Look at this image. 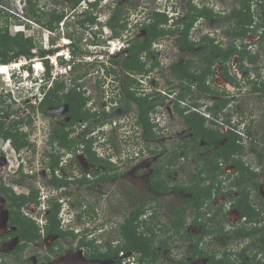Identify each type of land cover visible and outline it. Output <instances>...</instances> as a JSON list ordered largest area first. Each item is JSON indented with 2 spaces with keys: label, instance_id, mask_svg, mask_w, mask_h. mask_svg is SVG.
I'll use <instances>...</instances> for the list:
<instances>
[{
  "label": "flooded vegetation",
  "instance_id": "1",
  "mask_svg": "<svg viewBox=\"0 0 264 264\" xmlns=\"http://www.w3.org/2000/svg\"><path fill=\"white\" fill-rule=\"evenodd\" d=\"M69 1L71 0H54V3L62 4L64 7L59 11L56 9L57 5L54 4V8L49 11L54 12V15L62 14V17L58 21H53L52 29L43 26L54 34L55 40L61 38L60 34L69 39L67 45L58 43L62 48L55 45L53 47L57 49L55 52L63 49L64 45L70 51L72 38L65 34L72 33L69 31L72 25L88 34L89 39L86 40H89V43L96 47L101 46V42L104 40L110 42L109 39L112 37L122 38L123 34L120 33V30L124 29L127 22L132 21V24L129 25V30L125 29L126 32H129L127 38L124 36L126 45L112 54L113 56L108 57L109 66L103 58L100 60V56L104 52L103 49L80 48V52L74 56V64L65 76V85L58 93L60 98L75 97L76 101H61L54 104L57 96L54 95L57 76L53 77L51 84L40 86L36 94L27 99L28 102L33 100L31 104L34 105L32 110L34 116L40 112L44 117H47L45 125L38 127L34 125L36 126L33 128L35 129V135L32 137L34 139L25 129L31 120L29 112L27 115L29 117L26 119L29 120L23 124L24 117L19 115L21 112L18 109L17 114L11 111L10 115L4 114L2 117L1 113L4 110L0 111V118L5 121L6 126L10 125L15 132L23 131L27 134L26 145L20 147H16L12 143L11 137L6 139L0 137V146L1 142L8 140L15 151V154L6 151V144L2 146V150L0 149V245H6L4 247H7V250H3V252H7V255H12L13 259L18 261V263H4L0 256V264H264V159L259 161L257 157L259 150L264 153V143L260 137V135H264V132L256 133L255 131L253 133L252 121L245 120L246 116H242V113L238 115L240 118H236L234 121L230 118L233 115L229 113L225 114L226 117L223 120H219V115L230 105L232 87L238 89L242 84L250 85L256 95L264 97V89H261L262 84H264V36H262L264 29L257 26L262 21L260 16L261 18L263 16L264 0H249V13H252L253 18L249 25L250 30L244 37L236 38L227 34V30L225 31L226 40L213 37L215 39L214 45L218 43L224 48L233 43L243 53L242 56L233 54L225 62L228 77L224 76L223 61L218 59L216 52L211 51V49L210 51L207 50L209 48L208 41L202 40V36L199 40H194L190 37L189 30L187 39L194 43L193 46L183 47L179 44L180 32L176 28L184 26L181 21L188 11L186 6L188 1L198 6L194 2L195 0H184V4H181V0L179 2L178 0H165L166 3L170 1L175 14H170L169 16L172 18L170 17L166 22L159 24V27L164 30V34L155 37L149 35L146 26L153 22L152 14L155 11L166 13L164 9L166 4L165 6L163 4V8L160 9L151 8L149 3L145 2L143 5L131 7L133 11H126L122 14L123 8L120 0H101L100 3L88 2L86 7L82 9H79L80 2L71 5V2L68 3ZM240 1L235 0L233 2L226 18H230L233 9L240 7ZM103 3L105 14H107L106 17H103L104 19L100 17V11H103ZM253 4H257L259 7V11L256 13H254ZM118 5L121 6L119 12H117ZM130 14H134V16L130 18ZM89 16H92L93 19H89ZM169 20L171 23L167 24ZM195 22L196 20L192 27ZM121 24L124 26L121 27ZM255 27H258L257 30ZM72 35L74 36L73 33ZM105 35H107L106 38ZM165 38L172 41V47L166 48V45L162 47ZM197 43L200 46L194 48ZM133 44L136 51L137 47L141 49L136 56L143 67H132L128 70L121 67V62L112 65L110 60L114 57L123 54V59L128 58L129 55H126L123 50ZM254 44L258 45L256 50L253 48ZM161 50L165 54L162 58L159 55ZM125 51L127 52L126 49ZM177 51H179V56L176 58ZM190 51L198 58L202 57L195 66L194 59L186 57ZM207 54L212 55L215 60L210 66L212 75H208L205 81V86L209 87L210 90L200 89L199 81L195 80L194 76L188 79L177 76L176 65H187L194 73L200 72L208 64L205 59ZM86 57H92V59L89 60ZM95 57L98 60H94ZM131 60L134 62L135 58ZM80 64L87 67H83L79 72ZM168 69L170 70L168 71ZM89 79L91 80L90 83ZM127 79H129L130 91L134 96L146 97L156 101L153 109L158 117L163 115V112L156 110L157 106L160 109L162 107L167 109L171 113V118L177 115L184 121V126L186 125L184 130L188 134L186 133L187 135L183 136L175 145L183 143L184 140H191L188 142V147L191 144L193 150L200 153L197 154V158L202 162V165H198L197 172L205 168L201 171L206 175V167H211L213 162L203 165L205 154L217 153L219 147L225 144L226 138L216 140L207 147V142L201 136H194L197 139L195 144L191 139L193 131L189 128L185 115H193L191 119L194 120L197 128L204 126L210 130L218 129L222 134L229 133L231 130L238 132L240 135L238 140L244 146L240 152L236 151L235 154L231 155L242 156L244 162L240 166L241 169H236L235 165L227 163L223 158L219 159L218 168L213 169L219 178L220 176L229 177L232 175L234 181L231 184L234 189H226L221 178L220 185L217 184L219 180L205 181L204 184L208 186L207 192L209 189L210 191L208 198L197 210L199 215L197 216L194 207H188L183 215V225L178 231H175L170 223L172 206L167 212L169 225L164 228L165 231L168 233L172 229V234H175L174 236L177 238L174 241H180L179 245L182 246L183 244L185 247L179 250L182 253L177 260L176 257H171L172 259L169 258L163 262L161 257L158 258V249L154 245V239L155 252L147 256L144 263H140V254L135 249L120 250L118 254H113L117 247L124 244V239L121 236L122 224L126 217H132L138 206L142 204V209H144L139 215V219H141L139 222L141 221V223H146L143 218H146L145 212L148 209H151L148 211L151 219L159 216L155 206L144 208V199L137 203L136 185H130L128 191L120 193V195L130 194L129 206L126 214L119 221L118 227L115 228V221H112L114 220L112 211H108L107 214L105 212L107 206H103L106 196L105 182L118 176L123 165L137 156V152L133 157H129V155L125 158L118 147H113L112 152L106 154L97 153L92 146L90 150L87 148V134L92 128L87 122L91 116H97L99 121L103 120L102 114L104 111L109 112V107L115 109L126 103V105H136V117H138V102L134 98H130L129 101L125 99L126 92L123 89V84ZM105 80L116 85L112 88L117 94L112 92L111 96L107 94L108 97H105L104 93L108 91L105 88L107 85ZM218 82L222 83L223 86L218 88ZM90 86L99 89L102 99L97 101L94 99ZM191 92L193 96L186 98V95L191 94ZM48 96L51 99V104L45 105L43 103L47 101L46 97ZM222 98L227 99V101L222 109L216 113V102L219 101L218 99L221 101ZM79 99L83 102L81 107H79ZM80 108L81 111L90 114V116L85 120L81 118L73 120L69 112L72 109L74 112L78 111ZM158 117L156 116L155 120L151 118L153 120L151 122L158 123ZM241 123L244 124L242 129H240ZM247 127L250 129L245 132ZM41 131L45 134L40 139L42 145L38 143V136ZM21 139L22 137H19L17 141ZM145 139L147 141L151 138ZM141 150L142 153L155 151L148 141L145 143V148ZM161 150L166 151L164 148ZM30 154L33 155V160L28 158L25 162L23 156H30ZM224 155L227 156L228 153L226 152ZM246 155L254 156L255 162L246 161L244 158ZM152 172L153 169L146 175L150 187L152 186L150 179ZM74 186L81 189L85 187L93 195L76 194ZM239 189H241V195H245L249 202L248 207L245 206L246 211H243L239 207V202L236 201L239 198ZM94 190H96L95 193ZM112 190L114 189L109 186L107 193L112 194ZM115 191L119 192V190H114V193H116ZM180 192L186 193L183 190L178 192L170 190L161 195H155L154 198L164 197L169 193L177 195ZM63 203L79 207L80 211L75 214L76 218L79 217V220L83 218L86 221L79 223L71 217L63 221L59 212ZM55 204L59 205L56 214L52 210ZM117 211L119 212V209ZM107 222L110 224L109 229H106ZM160 222H156V225L160 226ZM161 229L162 227H160ZM146 235L151 236L148 232ZM104 238L107 239L103 241ZM162 240L166 244H163ZM168 240V236L158 240L162 247L161 250L163 249L162 251L167 255L172 254L171 252L174 250L169 247ZM11 241L14 243L12 244ZM177 246L178 244L175 245V248ZM100 254H108V256H100Z\"/></svg>",
  "mask_w": 264,
  "mask_h": 264
},
{
  "label": "rangeland",
  "instance_id": "2",
  "mask_svg": "<svg viewBox=\"0 0 264 264\" xmlns=\"http://www.w3.org/2000/svg\"><path fill=\"white\" fill-rule=\"evenodd\" d=\"M36 6L39 8V11L42 12V15H31L26 12L25 9V0H0V7L4 6L7 11L10 13L14 11L16 14H11L8 18V30L10 34H14L17 31H22L24 36H31L36 45L35 48L32 49L34 53H37L40 48H50L54 47L55 45H58V43H63L65 42L66 37H63V34H60L61 38L60 39H54L52 32H50L47 28L43 27L40 23L45 22L48 18L49 15L45 12H50V9L54 8V0H34ZM108 1V0H107ZM165 0H120L119 2L122 4V14L123 12H128V11H133L131 7H134L135 5H140L149 3V7H157L162 9L163 4L166 7L165 12L168 15L169 19L171 16L170 14H175L174 13V8L171 6L170 1L166 3ZM173 1V0H171ZM177 1V0H176ZM235 0H195L194 2L198 4V6L202 5H207L212 9V14L217 16L216 18H211V19H206L204 17L198 18L194 24L193 27L190 29V37L194 40H199L200 37L204 33H208L210 37H215L217 39L222 38L223 40H226V34L225 31L230 28V26L233 24L232 18H226V15L229 14V10L232 7V4ZM69 1L68 3H70ZM179 2V0H178ZM63 3V2H62ZM88 1L87 0H82L80 1L79 9L85 8L87 5ZM169 3V4H168ZM184 0H181V4H184ZM114 4V3H112ZM168 4V5H167ZM2 5V6H1ZM56 9L61 11L62 7H64L62 4H56ZM65 5V4H64ZM103 11L98 13L102 19L103 17H106L107 14H105V6L104 3L102 4ZM254 9V13L259 11V7L257 4L252 5ZM13 13V12H12ZM26 13L28 17L26 16ZM30 15V16H29ZM24 16L26 18H24ZM134 14H130V18H132ZM214 16V17H215ZM4 18L5 17H0V25L4 24ZM79 18V17H78ZM172 18V17H171ZM35 19H39V22H37ZM71 19V18H70ZM76 19V18H75ZM171 21L169 20L167 24H170ZM132 24V21L127 22L126 26L124 29L120 30V33L123 34L122 38H115L112 37L110 38V42L103 41L101 42V46H92V44L89 43V36L88 34H85L80 28L78 27H73L70 26V30L74 34V36L79 37L80 41L77 43L78 46L83 49V48H90L91 50H96V49H103L104 52H102V55L100 58H103L108 64V57H110L112 52L116 53L120 49H122L125 45L126 42L124 41L129 35V32H126L125 29L129 30V25ZM168 26V25H166ZM65 29V28H64ZM63 30V29H62ZM109 30V29H108ZM126 36V38H124ZM107 35H105V38ZM4 38L3 34H0V40ZM128 41V40H127ZM248 41V40H246ZM104 44V45H103ZM166 45V48L172 47V41L170 39H164L163 44ZM59 46V45H58ZM200 46L199 43L194 45V48H198ZM257 44L253 45V48L256 50L257 49ZM61 47V46H59ZM62 48V47H61ZM60 48V49H61ZM176 50L178 48L175 46ZM67 48L63 47L60 51L63 52V54H66ZM70 53V51H69ZM113 53V54H114ZM72 55V54H71ZM162 58L164 57L163 50L160 51L159 54ZM186 55V54H185ZM179 56V51L176 53V58ZM74 57V56H73ZM79 57V56H78ZM186 57H192L194 66L196 65L197 61L201 60L202 57H197L194 53L191 51L188 52ZM70 58V56H69ZM81 59V57H79ZM122 58V57H121ZM48 59V64L50 66V72L51 68L52 71H63L64 66L61 67L60 64L57 62V67L51 64V60ZM65 59V58H64ZM86 59H92V57H86ZM43 61L41 57H32L31 59L21 57L17 61L13 62V64L8 65V72L6 74H0V109H9L11 111H14L15 114L17 109L21 112L19 115H23L24 120L30 116L31 120L30 123L27 124L25 129L27 132L31 134V138L35 135V128L36 126H42L47 123V117H44L40 112L37 113V116L33 115V108L29 106L31 103H33V100L30 102L27 101V99L31 98L33 96L34 88L32 87V84L30 83L29 80L23 79V75L21 74L22 70L27 69L29 72H33V68L31 66L32 63L38 62V61ZM68 61V59H66ZM264 62V58H263ZM43 63V62H42ZM81 63V62H79ZM68 64V63H67ZM77 64V62H76ZM83 64V63H82ZM46 67L43 63V68ZM83 67H87L86 65H81L78 67V71ZM2 68V67H0ZM29 68V69H28ZM36 68L39 69L38 65H36ZM69 66L67 65V71H68ZM91 70V69H89ZM170 69H168L169 71ZM9 74L10 76H7ZM54 74V73H53ZM58 75V74H57ZM38 76H41V72H38ZM9 77V78H8ZM89 79V83H90ZM107 81V85L105 88L108 89L107 93L105 94V97L111 96L112 92L113 94H117L115 90H113L114 86H116L114 83ZM240 82V81H239ZM92 84V82H91ZM241 85V84H240ZM223 86L222 83L218 82L217 87ZM243 86V87H241ZM238 89H234V87L231 88L230 92V105L227 106L224 109V112L220 114L219 120H223L226 116L225 114L229 113L233 115L232 120L236 118H240L238 115L246 116L245 120H250L252 121V132L256 133L258 132H264V97L261 96L259 97L254 93L250 87V85L246 86L245 84H242ZM32 87V90L31 88ZM113 87V88H112ZM117 88V87H116ZM111 89V91H110ZM90 90L93 92L94 99L100 100L102 99V95L100 96V92L98 88H93V86H90ZM117 91V90H116ZM108 94V96H106ZM189 96H193L192 92L191 94L186 95V98H190ZM116 105V104H112ZM118 108V107H117ZM117 108H111L109 107V112L105 119L103 120H98L97 116H91L88 119L87 123H90V127L93 128L92 132L87 134L89 141L93 142L92 143V148L96 149L97 153H110L112 152L111 149L113 147L117 146L119 150L124 154V157L126 158L127 156L133 157V155L136 154L137 156H134L131 161H128L123 167L121 168L120 174L116 176L115 178L107 180L105 182V187H106V192H105V199L103 201V206H107V210L105 211L106 213L108 211H112V217L115 221L114 224H116L114 227L117 228L119 221L122 220L123 215L126 214L128 210V202L130 198V194L127 195H120L121 192H126L128 191V186L136 185V201L137 203L141 201L142 199L145 200L144 208H152L156 207V210L159 212V216L156 218L151 219L148 215V211L151 209H148L145 214L146 218L145 219L146 224L139 222V227L138 231H145V228L148 226H151L153 231L155 232L156 236L154 237V245H156V248L158 249L157 255L158 258H162L163 262L171 257H176L175 259L177 260L179 257H181V253L179 250L182 248H185L182 244V246L179 245L180 241H174L176 236L175 234H172L173 230L171 229L168 233L165 231L164 228H166L169 223L167 222V212L170 210L171 206L174 205L176 201H178L179 198L183 197L186 195V193L180 192L177 193V195L174 194H168L164 197H157L154 198L156 195V192L153 191L150 187V183L148 180H146V175L149 173L151 169H153L156 165H161L164 164V167L167 166V170H163V174L161 177H164L165 180L167 181L166 184L168 185H174V184H179V185H187L191 181V179L195 176L196 172L198 171V165H202L201 160H198V156L200 153H198L196 150H192L190 154H188V158H180L178 162L175 165L169 166L166 163L167 156L164 155L166 152L171 151L174 149V145L185 135L188 133L184 130L186 129V125L184 126V121L179 118L180 116L171 118L170 112L167 111L164 107L160 109L158 106L156 110L163 112V115H160L158 117V114H155V111L151 113V117L157 116L159 120V124L155 122V127L153 130L154 131V137L151 139H148V143L152 145V148L155 149L154 152H144L142 153V148H145V143L147 142L145 138H143L142 134V129L140 128L139 125H136L137 122V107L136 105H131L128 104L126 105L123 104V106L119 107L118 110ZM160 109V110H159ZM238 111V113H237ZM28 112L30 113L29 116ZM119 113V114H117ZM159 113V114H161ZM36 114V113H35ZM132 115V116H131ZM34 116V120L32 117ZM231 120V121H232ZM114 122L116 123L115 125ZM36 125V126H34ZM88 125V126H89ZM135 132H134V128ZM244 127V124L241 123L240 129ZM134 132V133H133ZM38 133V132H37ZM187 133V134H186ZM45 134L43 131H41L40 135L38 136V143L42 145V142L40 139L43 138ZM93 135V136H92ZM34 139V138H32ZM104 141V142H102ZM7 141L1 142L0 149L2 150V146L5 145ZM115 144V145H114ZM191 146V144H189ZM10 146H6V151L10 152L9 150ZM164 148L166 151L163 152L161 150ZM14 157V156H13ZM25 162H27L28 158L33 160V155L30 154V156H23ZM246 161H249L250 163L255 162V157L252 155H246L244 156ZM17 162V161H16ZM37 162V161H36ZM222 179V183L224 184L223 186L226 187V189H231L233 188L232 182L234 179L232 178V175L228 176H220ZM23 180V178H22ZM115 182L113 185L111 183ZM111 186L112 189L114 190H119L115 191L112 190L111 193H107V188ZM73 188L75 189L76 194H83V195H88L91 196L93 195L91 192H89L85 187L84 188ZM96 187V185H94ZM234 189V188H233ZM96 190L93 192L95 193ZM120 207V208H119ZM119 209V212L117 211ZM79 207H73L68 203H63L60 208V217H62V220L65 221L66 218L75 219L76 222L83 223L84 220L83 218L79 220L80 218H76V213L79 212ZM73 213V214H72ZM109 213V212H108ZM107 213V214H108ZM104 218V216H103ZM102 219V218H101ZM141 220V219H139ZM95 221V219H93ZM163 223H161V222ZM97 222V220H96ZM156 222H160V226L156 225ZM90 223V222H89ZM81 226H84L80 224ZM110 224L107 222L106 229H109ZM160 227L162 229L160 230ZM147 233V232H146ZM106 236V235H105ZM169 237L168 243L169 247L173 248L174 250L171 252L172 254H164V252L161 250V246L159 245V241L163 239L164 237ZM100 237V236H98ZM107 238L102 239L105 241ZM13 244L14 241H11ZM178 244V246L175 248V245ZM205 245V244H204ZM4 246L6 245H0V256L2 257L1 259L3 260L4 263H18V261H15L13 259V256L7 255V252H3V250H7V247L5 248ZM181 247V248H180ZM166 249V248H164ZM10 250V248H9ZM175 252V253H174ZM26 254V252L24 251ZM170 253V252H169ZM180 253V254H178ZM172 259V258H171ZM171 261V260H168ZM1 262V261H0ZM110 263V262H108ZM146 263V262H145ZM175 263H177L175 261Z\"/></svg>",
  "mask_w": 264,
  "mask_h": 264
},
{
  "label": "trees",
  "instance_id": "3",
  "mask_svg": "<svg viewBox=\"0 0 264 264\" xmlns=\"http://www.w3.org/2000/svg\"><path fill=\"white\" fill-rule=\"evenodd\" d=\"M81 0H71V5H76L80 2ZM249 0H241L240 1V7L238 9H233V11L231 12V16L232 17V21H233V27L230 30L227 29L226 33L229 35H232L234 37H244L247 34V31L250 30L249 29V25L252 23V13H249V4H248ZM25 9L26 12L35 16V15H42L43 13L39 11V8L36 6L35 1L34 0H25ZM2 6V5H1ZM187 12H186V16L184 18H182V21L184 26L181 28H176L177 30H179L180 35H179V44L182 45L183 47H191L193 46V42L189 41L187 39V34L188 31L191 29L192 24L194 23L195 20H197L198 18L204 17L206 19H211L214 18V15L212 14V9L210 7H208L207 5H202V6H197L192 4L190 1H188L187 3ZM121 10V6L118 5L117 7V12H119ZM13 12V13H12ZM12 12H8L7 9L2 6L0 7V17H5L4 18V24L0 25V34H3L4 38L2 40H0V64H4V65H9L11 64V62H15L17 61L19 58L21 57H27V58H32L35 56H40L41 58H44V56L48 55V54H52L54 53L57 49L50 47L47 49H43L40 48L39 51L37 53H34L32 51V49L35 48V41L31 36H24L22 31H17L14 34H10L8 27H7V21L9 16H11V14H16L14 11ZM26 13V16L28 17ZM47 13V15H49L47 18V20L45 22H41L40 24L42 26H45L47 28L52 29L53 28V21L56 20L58 21L61 17V15H54V12H45ZM263 16L260 19L262 21H260V23L257 24V26H261L264 29V10H263ZM30 16V15H29ZM228 17V16H226ZM24 18H26L24 16ZM89 19H93L92 16L88 17ZM152 18H153V22L149 25L146 26L149 35L155 37L161 34H164V30H162L159 27V24L166 22V20L169 18L168 15L166 13H159V12H154L152 14ZM216 18V17H215ZM28 19L30 20V18L28 17ZM37 22H39V19H35ZM118 20V19H117ZM177 22V21H176ZM117 24V23H116ZM115 27V25H112ZM124 26L123 24H121V27ZM258 27H255V29L257 30ZM49 30V29H48ZM67 37H71L72 38V42L70 43V53L75 56L80 52V47L78 46V42H79V38H76L75 36L72 35V33H66L65 34ZM262 36H264V32L262 33ZM202 40H206L208 41V45L209 48L207 50L211 51L213 50L214 52H216V54L218 55V59H220L221 61H223L224 63V76L228 77L227 74V68L225 66V62L227 60H229V58L233 55V54H238L240 56H242V51L240 49H237V46L233 43H230L227 47L222 48L218 43L214 45V38L210 37L207 33H204L202 35ZM135 45H129L127 48H124V52L126 53V55H129L128 58L123 59L121 58L122 55H120L119 57H114L113 59H111V63L112 65L114 64H119L121 62V67L124 69H132V67H136V68H141L143 67L142 63L140 62V60L138 59V57L136 56L137 53H139V51L141 50L140 47H137V51L135 50ZM125 49L127 50V52L125 51ZM208 51V52H209ZM113 56V55H112ZM132 58H135V61L132 62ZM206 61L208 62L207 66L205 68H202L200 72L198 73H194L193 71H191L187 65H176L175 66V70L177 71V76L179 78H190L192 76H194L195 80L199 81V86L200 89L203 90H210L209 87L205 86V81H206V77L208 75H212V69H210L211 64H213L215 62V60L213 59L212 55H206L205 57ZM44 64L46 66V75L47 78L50 79L51 78V72H50V66L48 64V59H45ZM112 70H114L113 67H111ZM66 75H59L57 76L58 78L55 80V89H54V95L56 96V101L55 103H60L61 101H76L75 97H62L60 98L59 96V91L60 89H62L65 85V77ZM123 89L126 92V96L125 99L129 101L130 98H134L135 101L138 102V109H139V114L137 117V122L136 124L139 125L142 129V133L144 138H152L154 137V126L155 124L151 121H153L150 115V112L153 111L154 109V105L156 104V101L154 100H149L148 98H139L133 95L132 91H130V82L129 79H127L124 84H123ZM261 89H264V84H262ZM1 96V95H0ZM46 100L43 104L48 105L51 104V99L48 97H46ZM219 101L216 102V106H215V111L216 113H218L223 105H225L227 99L222 98L221 101L220 99H218ZM80 102V106H82L83 102L80 101V99L78 100ZM47 102V103H46ZM162 103V102H161ZM33 108V104L30 105ZM4 110L3 113H1V117L4 116V114L10 115L11 114V110L7 109H0ZM70 115L72 116L73 120H76L78 118H81L83 120L87 119L90 114L85 113L84 111L80 110L75 111L72 109L71 112H69ZM108 112L104 111L103 112V119H105V117L107 116ZM194 114V113H193ZM196 115V114H195ZM193 117V115H185V118L188 121V126L189 128L193 131V137L191 138L192 141L196 144L197 143V139L194 138V136H201L206 142H207V147H209L211 145V143H213L214 141H218L221 138H226L225 140V144L220 146L218 149V152L212 155H206L204 157V164L206 165V163L209 162H213L212 166H208L206 167V175L203 174L201 170L205 169L202 168L200 169L199 172L196 173L195 177L192 178L190 181V183L188 185H168L166 184V180L164 177H161L163 170H167L166 168H168L167 166L164 167V164L161 165H156L153 168V172L151 174V181H152V190L156 192V195H161L162 193H165L167 191L170 190H174L176 192H178L179 190H183L184 192L188 193V195H186L185 197H181L177 202L174 203V205H172V209L170 211L171 213V217L172 219H170V223H171V227L174 228V230L178 231V229L183 225V215L186 211V209L188 207H194L197 210H199L200 206L203 204V202L205 201L206 198H208L209 196V191L207 192V188L208 186H206L204 183L207 180H219L217 182V184L220 185L221 183V179L219 178V176H217V174L214 173L213 169L218 168V162L220 158L225 159V161L227 163H232L233 165H235L236 169H241V165L244 162L242 160V156H231L233 154L236 153V151L240 152L242 150V148H244V146L242 145V143L240 142V140H238L240 138V135L238 134V132L236 131H232L226 134H222L221 132L218 131V129L214 130V129H207L204 126H201L199 128L195 127V122L193 119H191ZM202 119V118H200ZM29 120V119H28ZM28 120H24L23 124H26L28 122ZM10 124V123H9ZM200 125V124H199ZM249 127L245 128V132L249 131ZM134 133V132H133ZM26 133H24L23 131H20V133L15 132L10 125L6 126L5 121L2 120V118H0V137L3 138H7V137H11L12 138V143H14V145L16 147H20L23 145H26L27 143V137H26ZM19 137H22L21 140L17 141ZM263 143H264V135H260ZM191 140H184L183 143H179L177 145L174 146V149L171 151H168L165 155L167 156L166 159V163L169 166L175 165L178 160L180 158H188V154H190V152L193 150V146H189L188 147V142H190ZM69 145V144H68ZM115 145V144H114ZM92 146V142L91 141H87V148L90 150ZM117 147V146H115ZM153 152V151H152ZM228 153V155H224L225 153ZM257 157L258 160H262L264 159V153L260 152V150L257 153ZM202 157V156H201ZM220 171V170H219ZM221 172V171H220ZM242 172V171H240ZM242 179V178H241ZM240 179V181H241ZM239 181V182H240ZM241 189H239V198L236 200L237 202H239V207L243 210L246 211V207H248L249 202L247 200V198L245 197V195H241ZM18 205V204H16ZM246 206V207H245ZM59 208V205L55 206L53 205L52 210L55 211V214L57 213ZM144 211V209H142V204L140 206L137 207L136 211L134 212V214L132 215V217H126L124 223L122 224V228H121V236L124 239V244L117 247L114 250L113 254H118V252L120 250H126V249H135L136 252H138L139 255V261L140 263H144V260L147 256L153 254L155 252V246H153V239L155 237V232L152 230L151 226H148L145 228V231H138V227H139V215ZM198 211H197V216H198ZM135 221V223H134ZM146 224V223H145ZM145 232H148L151 234V236H147ZM163 244H166V242L164 240L161 241ZM100 256H108V254H100Z\"/></svg>",
  "mask_w": 264,
  "mask_h": 264
},
{
  "label": "clouds",
  "instance_id": "4",
  "mask_svg": "<svg viewBox=\"0 0 264 264\" xmlns=\"http://www.w3.org/2000/svg\"><path fill=\"white\" fill-rule=\"evenodd\" d=\"M87 1L89 3H100L101 2V0H87ZM64 39H65L64 44H66V45L69 44V39L68 38H64ZM66 50H67V53L69 55L63 54V52L59 51V52H54L52 54H48V55L44 56V58H42L44 60L47 59V58H49L51 60V64L54 65V66H56V67H57V62L60 64V66L61 65L64 66V70L63 71H59V72H56V73H55V71H52V68H51V78L50 79L47 78V75H46V67L43 68V63H44L43 61L44 60L42 61L43 63L39 60L38 62H35V63H32L31 64V66L33 68V72H29L27 69L22 70L21 74L23 75V79L29 80L30 83L32 84V87L34 88L33 96L36 94V92H37V90H38V88L40 86H46V85L48 86L49 84H51V82L54 79L53 78L54 76L66 75L68 73V71L70 70V67L74 64V57H73V55H71V53H69V50L68 49H66ZM113 53L114 52H112L110 54H113ZM69 56H70V58H69ZM35 57H37V56H35ZM38 57L40 58V56H38ZM25 58H27V57H25ZM29 59H31V58H29ZM66 59H68V61H66ZM101 59L102 58H100V60ZM94 60H98V58L95 57ZM36 65H38L39 69L36 68ZM67 65L69 66L68 71H67ZM2 66L3 65H0V67H2ZM63 66H61V67H63ZM38 72H41V76H38ZM7 76H10V75L7 74ZM32 87H30L31 90H32ZM150 115H151V113H150ZM152 119H154V117ZM115 124H113V125H115ZM133 128H134V132H135L136 127H133ZM92 130H93V128H90L89 132L91 133ZM6 141L7 142L5 144L7 146H10L9 147V150L11 151V153L12 154H15L14 148L10 145V143H9L8 140H6ZM102 142H104V141H102Z\"/></svg>",
  "mask_w": 264,
  "mask_h": 264
},
{
  "label": "bare ground",
  "instance_id": "5",
  "mask_svg": "<svg viewBox=\"0 0 264 264\" xmlns=\"http://www.w3.org/2000/svg\"><path fill=\"white\" fill-rule=\"evenodd\" d=\"M0 65H3L2 68H0V74H6L8 72V65H4V64H0Z\"/></svg>",
  "mask_w": 264,
  "mask_h": 264
},
{
  "label": "built area",
  "instance_id": "6",
  "mask_svg": "<svg viewBox=\"0 0 264 264\" xmlns=\"http://www.w3.org/2000/svg\"><path fill=\"white\" fill-rule=\"evenodd\" d=\"M66 55H69L67 52H66ZM55 62V61H54ZM55 73H56V71H55ZM114 124H115V122H114Z\"/></svg>",
  "mask_w": 264,
  "mask_h": 264
}]
</instances>
